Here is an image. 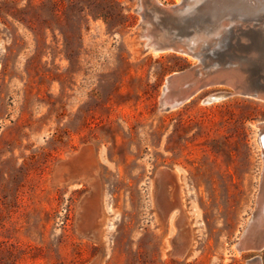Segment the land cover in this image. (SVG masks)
Instances as JSON below:
<instances>
[{"label":"rangeland","instance_id":"obj_1","mask_svg":"<svg viewBox=\"0 0 264 264\" xmlns=\"http://www.w3.org/2000/svg\"><path fill=\"white\" fill-rule=\"evenodd\" d=\"M137 1L0 0V264H264L235 247L264 99L223 84L160 110L165 79L198 59L139 54Z\"/></svg>","mask_w":264,"mask_h":264},{"label":"water","instance_id":"obj_2","mask_svg":"<svg viewBox=\"0 0 264 264\" xmlns=\"http://www.w3.org/2000/svg\"><path fill=\"white\" fill-rule=\"evenodd\" d=\"M136 10L141 20L135 28L139 54L151 52H175L198 59L176 75H169L164 82L159 99V109L169 110L181 106L195 94L218 85H237L231 69L242 70L248 60L262 59L264 43V0H182L180 4L165 5L159 0H138ZM154 28V35H148L147 28ZM240 60V63H236ZM185 76V90L174 86L175 81ZM193 76V77H192ZM177 92V96L174 93ZM217 91L208 98L217 100L229 93ZM167 96L171 100L166 101ZM173 96V97H172ZM218 99V100H219ZM259 127V144L264 158V123ZM263 173L260 192L264 187ZM173 178L171 171H162V180ZM258 208V197H257ZM257 208L250 217L235 247L237 250L264 249V237L259 241L250 239L249 226L257 218ZM171 210V209H170ZM249 229V230H248ZM256 257L245 264H257Z\"/></svg>","mask_w":264,"mask_h":264},{"label":"bare ground","instance_id":"obj_3","mask_svg":"<svg viewBox=\"0 0 264 264\" xmlns=\"http://www.w3.org/2000/svg\"><path fill=\"white\" fill-rule=\"evenodd\" d=\"M142 1H146V0H142ZM180 3L181 2H179L177 4H180ZM169 6H171V5H169ZM153 31H154V28L150 25L147 28L148 35H151V36L154 35ZM188 57H192V56L188 55ZM192 58H194V57H192ZM244 65L245 64L242 62V65H240V66H244ZM230 71L232 72V75L234 77L233 81L238 83L237 85L233 84V88H234L233 92H236V93L246 92V93L255 95L258 98L264 99V90H257L255 92H251L250 88L246 85V82H245L246 77L244 75L243 69L240 70L239 68H236V69H231ZM178 73L179 72H175L171 75H176ZM185 79H186L185 76L181 77L180 79H177V81H175V83H174V86L180 87L181 91L185 90L184 87L187 86V84H188L187 82L188 81H189V83L193 82L192 80H185ZM188 85H191V84H188ZM221 93H223V92H220V94ZM174 96L175 97L177 96V92L174 93ZM170 100H171L170 96H167L166 101H170ZM212 101H216V100L208 98L207 101H203V102L209 103ZM262 123H264V122H262ZM262 123H259L258 126L261 125ZM262 134H263V141H262V145H263L264 144V131H262ZM263 181H264V173H263ZM256 218H257L256 220L251 221V224L249 226V229L251 230L250 239L252 241H255V240L259 241L260 239H263V237H264V187L262 189V192H260V194L258 196V208H257V217ZM242 251L247 252V253L253 252V250H250V249L238 250V252H242ZM255 262L257 264H261L258 257H256Z\"/></svg>","mask_w":264,"mask_h":264},{"label":"crops","instance_id":"obj_4","mask_svg":"<svg viewBox=\"0 0 264 264\" xmlns=\"http://www.w3.org/2000/svg\"><path fill=\"white\" fill-rule=\"evenodd\" d=\"M80 163V162H79Z\"/></svg>","mask_w":264,"mask_h":264}]
</instances>
